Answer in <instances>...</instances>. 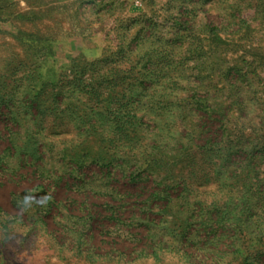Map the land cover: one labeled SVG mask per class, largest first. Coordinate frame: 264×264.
I'll return each mask as SVG.
<instances>
[{
    "label": "rangeland",
    "instance_id": "obj_1",
    "mask_svg": "<svg viewBox=\"0 0 264 264\" xmlns=\"http://www.w3.org/2000/svg\"><path fill=\"white\" fill-rule=\"evenodd\" d=\"M0 264H264V0H0Z\"/></svg>",
    "mask_w": 264,
    "mask_h": 264
},
{
    "label": "crops",
    "instance_id": "obj_2",
    "mask_svg": "<svg viewBox=\"0 0 264 264\" xmlns=\"http://www.w3.org/2000/svg\"><path fill=\"white\" fill-rule=\"evenodd\" d=\"M81 1V0H80Z\"/></svg>",
    "mask_w": 264,
    "mask_h": 264
}]
</instances>
